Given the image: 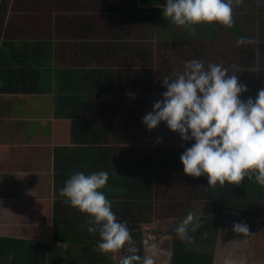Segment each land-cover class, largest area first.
<instances>
[{
	"label": "trees",
	"instance_id": "16d2710c",
	"mask_svg": "<svg viewBox=\"0 0 264 264\" xmlns=\"http://www.w3.org/2000/svg\"><path fill=\"white\" fill-rule=\"evenodd\" d=\"M164 3L165 0H0V93L55 91L57 114L59 108H72L76 111L61 112L72 119H105L102 133L109 131L112 137H120L125 147L96 143L86 146V154L92 157L90 162L85 157V163L108 173L107 184L112 187L109 195L115 197L110 200L112 211L127 222L130 239L139 236L141 223L147 221L145 210L153 209L157 196L163 190L180 189L191 198L204 199L205 207L201 215L193 213L200 218V227L189 232L190 243L173 233L171 264H213V254L207 249L217 237L218 222L226 214L242 217L249 213L246 207L261 197L264 186L254 177H246L239 185L217 183L213 187L207 185L205 177L184 174L180 155L191 142H182L165 123L158 126L162 127L164 140L153 138L154 129L147 130L141 121L154 102L162 99L163 78H175L184 71L185 62L192 59L203 61L206 67L222 64L229 75H239L240 82L247 85L248 92L241 98L255 97L264 88V62L259 56L264 46V14L260 13L264 8L259 4L252 10L249 20L258 29L247 33L244 21L234 17L231 27L218 23L177 26L162 16L160 8ZM91 22L121 33L120 42L102 43L112 59L105 76L101 69L90 73L88 69H73V65L61 60L66 45H71V41L65 43L63 32L84 38L85 24ZM141 24L148 27L150 36L144 35ZM72 25L77 28L64 29ZM117 25L123 30L117 31ZM133 26L140 27L133 31ZM156 31L159 34L155 37ZM134 32L139 33L138 37L131 38ZM254 34L258 42L250 36ZM58 35L61 41L56 42ZM240 37L252 42L237 47ZM89 44L76 42L74 45L81 46L76 57ZM99 50L96 47L94 55ZM256 67L260 68L258 79L254 77ZM90 78L109 81L110 99L100 97L98 88L99 91L80 88ZM121 92L126 96L120 97ZM262 199L264 202V196ZM80 219L55 213L51 224L29 237L0 235V264H116L113 252L98 249L99 234L87 231L89 219ZM178 223L174 222V229ZM131 257L136 258L133 264L142 263L141 246Z\"/></svg>",
	"mask_w": 264,
	"mask_h": 264
},
{
	"label": "clouds",
	"instance_id": "9594fccd",
	"mask_svg": "<svg viewBox=\"0 0 264 264\" xmlns=\"http://www.w3.org/2000/svg\"><path fill=\"white\" fill-rule=\"evenodd\" d=\"M234 3L240 0H165L160 9L164 19L180 27L200 23L231 27ZM251 42L240 37L236 46ZM161 86L165 89L162 99L154 102L141 122L149 131L165 123L182 142H191L180 155L184 174L205 177L207 185L213 187L217 183L239 185L246 177H254L264 186V88L255 97L242 99L248 87L240 82L239 75H229L222 64L206 67L197 59L186 61L184 71L175 78L165 76ZM108 178L106 171H77L59 190L66 204L87 214V231L99 234L98 249L104 253L117 251L130 238L127 222L117 218L112 202L102 191ZM199 227L200 218L189 212L174 232L190 243L189 232ZM232 231L247 235L250 229L241 221L233 223ZM151 251L155 254V245ZM135 259L131 257L126 264H133ZM143 264H154L152 256Z\"/></svg>",
	"mask_w": 264,
	"mask_h": 264
},
{
	"label": "crops",
	"instance_id": "0c3cea01",
	"mask_svg": "<svg viewBox=\"0 0 264 264\" xmlns=\"http://www.w3.org/2000/svg\"><path fill=\"white\" fill-rule=\"evenodd\" d=\"M116 27H120L116 28L117 31L123 30L121 26ZM73 28L76 29L77 25L64 29L72 31ZM250 28L251 30L245 28V31L256 32L258 29L257 25ZM112 30L111 26L102 24L97 26L91 22L85 24V39L70 35L69 31L63 32L65 43L71 41V45H66L61 60L65 64L73 65L71 66L73 69H88L90 73L95 69H101L105 76L104 72L111 66L112 59L110 52L105 51V44L102 43L121 41V33ZM131 35V38H135ZM250 36L255 38L254 41H259L256 34ZM58 37L60 36H57L56 42L61 41ZM262 41L264 43V40ZM76 42L91 43L85 46L81 54L79 53L80 57H76L78 53L76 51L81 47L74 45ZM96 47L100 50L94 55L93 50ZM259 56L264 62V46ZM253 71L257 72L254 73V77L260 78L256 77L260 68L256 67ZM85 73L87 74L86 71ZM102 80L94 78L86 80L80 88H88L91 91L98 88L101 90L100 97L110 99L112 90L109 81L104 78ZM55 93V91L33 94L0 93V235L29 237L42 226L44 228L51 224L55 213L89 219L87 214L66 204L65 198L59 195V190L77 171L85 174L105 171L100 168L96 170L94 165L85 163V157L89 162L92 157L90 153L86 154V146L95 143L100 146L121 145L113 142L117 139L112 137L109 131L102 133L100 128H104L106 122L103 118L97 120L68 118L62 113L69 111L65 108H59L57 114ZM126 94L121 92L119 96L123 97ZM72 111L76 110L70 108L69 112ZM111 188L110 184H106L102 189L109 200L115 198L109 195L112 192ZM62 245L65 246L64 243ZM116 260L118 259L115 258Z\"/></svg>",
	"mask_w": 264,
	"mask_h": 264
},
{
	"label": "rangeland",
	"instance_id": "374dc122",
	"mask_svg": "<svg viewBox=\"0 0 264 264\" xmlns=\"http://www.w3.org/2000/svg\"><path fill=\"white\" fill-rule=\"evenodd\" d=\"M261 4L264 8V0H240L239 4H233V12L232 15L234 18L244 21L242 26L244 28L250 29L251 26L256 25V23H252L249 20V15H251L252 10L254 11L258 5ZM261 14H264V10L260 11ZM141 29L145 32L144 35L150 36V32L147 26H143L141 24ZM140 26H133V31L137 30ZM250 33V32H249ZM139 33H132L135 37H138ZM159 32H155V37L158 36ZM154 37V38H155ZM257 74V72L255 73ZM260 76V72L259 75ZM14 100L11 101L13 103ZM156 102V101H155ZM152 109H150L151 111ZM162 127L159 129L158 127L153 130V138L159 136V140H164L163 134H161ZM113 142L121 144L118 147L123 148L125 145L121 142L120 137H116ZM154 140V139H153ZM139 146V144H137ZM119 193V191L117 192ZM164 194V195H162ZM162 195V196H160ZM157 196L154 201V206L151 211L145 210V214L147 217V221L149 223H158L159 226H167L168 222H180L186 215L185 212L195 213L197 215H201L202 211L205 207V201L202 198H191L186 194V192L178 189L175 192H168L167 190H163V192ZM187 195V196H186ZM261 197L258 200H255L254 203L250 204L249 207H246L249 213H243L242 217H236L233 214L224 215L225 218L217 224V237L211 244H208V251L213 254V264H237L242 259L244 255L245 264L252 263V258L258 259L259 256L264 254V202L263 196L264 191L260 195ZM216 215V214H215ZM214 216V215H213ZM212 216V217H213ZM246 222L249 226V233L239 234L234 233L232 231V225L234 222ZM173 236L163 237L158 245V249H156L155 254L150 252L148 256H152L154 264L157 263V259L159 257V262L157 264H168L172 251V241ZM179 238V237H178ZM197 247H199L197 245ZM130 248L129 240L125 242V244L118 249L117 251L112 253V257L122 258L125 255L126 249ZM201 248V247H200ZM203 248V247H202ZM247 250V252H245ZM251 250H255L254 253ZM239 252L240 257L235 262V254ZM259 252V253H257ZM254 253L252 256L251 254ZM234 255V256H233ZM249 261V262H248ZM264 264V263H263Z\"/></svg>",
	"mask_w": 264,
	"mask_h": 264
},
{
	"label": "water",
	"instance_id": "95a60500",
	"mask_svg": "<svg viewBox=\"0 0 264 264\" xmlns=\"http://www.w3.org/2000/svg\"><path fill=\"white\" fill-rule=\"evenodd\" d=\"M173 233H174V225L172 222H168L167 226L165 227L159 226L157 222L143 223L140 229L139 240H141L142 242V251L144 254L143 255L144 259L147 257L153 245H155L156 249H158V245L160 241L163 239V237H166V235L171 237L173 236ZM135 248L136 246L132 249H129L127 252V256L124 257L123 259L117 260L116 264H124L126 261H128L129 255H131L133 249ZM168 264H171L170 260Z\"/></svg>",
	"mask_w": 264,
	"mask_h": 264
},
{
	"label": "flooded vegetation",
	"instance_id": "af4514ba",
	"mask_svg": "<svg viewBox=\"0 0 264 264\" xmlns=\"http://www.w3.org/2000/svg\"><path fill=\"white\" fill-rule=\"evenodd\" d=\"M174 224V223H173ZM140 235V234H139ZM166 237H169L168 235H166ZM139 241V242H138ZM136 244V245H135ZM129 245H130V248H128V249H126V251H125V255H124V257H126L127 256V252H128V250L129 249H132V248H134L135 246H136V248L135 249H138V246H141V250H142V242H141V240H139V236L137 237V239H130L129 238ZM135 245V246H134ZM134 246V247H133ZM135 249H133V251L135 250ZM132 251V252H133ZM251 251H253L254 253L256 252L255 250H251ZM245 252H247V250H245ZM254 253H252L251 254V256L254 254ZM257 253H259V252H257ZM132 254V253H131ZM142 254H143V251H142ZM235 254V256L234 257H236L235 259V262L237 261V259L240 257V254H239V252H236V253H234ZM144 255V254H143ZM124 257H122V258H119V259H123ZM131 258V255H129V259ZM143 261H144V257H143ZM143 261H142V263L141 264H143ZM157 261V263L159 262V257H158V259L156 260ZM245 262V258H244V255L242 256V259L239 261V263H237V264H245L244 263ZM249 262V261H248ZM264 263V254L262 255V256H259L258 257V259H256V258H252V263H251V261H250V263H248V264H263Z\"/></svg>",
	"mask_w": 264,
	"mask_h": 264
}]
</instances>
